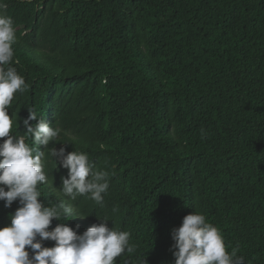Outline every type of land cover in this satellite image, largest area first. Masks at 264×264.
<instances>
[{
    "label": "trees",
    "instance_id": "trees-1",
    "mask_svg": "<svg viewBox=\"0 0 264 264\" xmlns=\"http://www.w3.org/2000/svg\"><path fill=\"white\" fill-rule=\"evenodd\" d=\"M2 2L28 86L9 115L36 111L61 129L48 148L86 152L109 173L103 206L71 201L67 169L48 158L39 199L87 215L48 230L78 224L79 235L106 217L135 248L116 264H174L171 230L199 212L226 251L264 264V0ZM19 206L0 201V227Z\"/></svg>",
    "mask_w": 264,
    "mask_h": 264
},
{
    "label": "clouds",
    "instance_id": "clouds-1",
    "mask_svg": "<svg viewBox=\"0 0 264 264\" xmlns=\"http://www.w3.org/2000/svg\"><path fill=\"white\" fill-rule=\"evenodd\" d=\"M6 8L7 4L0 0V201L5 208L17 200L20 206L9 217L10 223L0 227V264H116L117 257L133 253L135 248L130 244L131 233L109 228L106 217L97 218L100 223L79 235L78 224L74 229L60 222L48 230L53 219L68 221L87 216L74 214L71 203L46 206L39 199V185L49 180L45 171L48 158L55 168L59 161L67 169V178L61 177L60 191L71 201L86 196L103 206L102 194L109 187V173L94 170L86 152L74 150L66 154L64 147L48 148L50 142H57L61 129L38 119L36 111L28 109L27 118L22 120L17 114L9 115L14 95L28 86L12 66L17 38L13 20L5 14ZM21 123L26 130L24 134H13V128L18 129ZM40 146H45L47 154ZM171 238L174 264H244L235 250L226 251L220 230L207 222L202 213L184 216L181 225L171 230ZM45 240L54 241V246H42ZM26 246L32 252L31 257Z\"/></svg>",
    "mask_w": 264,
    "mask_h": 264
}]
</instances>
